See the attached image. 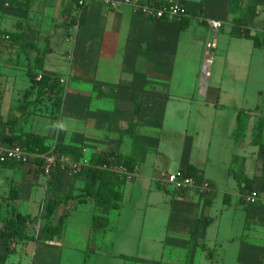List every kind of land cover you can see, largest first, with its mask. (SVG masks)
<instances>
[{
	"label": "crops",
	"instance_id": "crops-1",
	"mask_svg": "<svg viewBox=\"0 0 264 264\" xmlns=\"http://www.w3.org/2000/svg\"><path fill=\"white\" fill-rule=\"evenodd\" d=\"M178 1L186 9L181 19H153L131 5L113 8L94 0L85 6L81 20L78 0H12L10 5L0 0V29L13 31L11 38L0 41V135L4 143L18 142L25 148L36 133L46 141L52 137L47 143L53 147L58 142L78 144L89 156L114 152L127 157L135 177L121 186L116 206L120 212L128 191L137 209L152 205V185L143 182L152 177L157 185L158 171L150 176L142 170L161 156L168 163L162 169L170 170L174 160L168 149L179 146L175 170L195 171L214 190L209 198L195 197V218L187 230L178 226L184 220L180 207L171 211L172 229L190 239L168 242L166 236L164 248L178 250L181 241L187 242L185 249L194 255L186 264H226L221 244L212 247L206 240L209 228L225 217L232 227L239 219L243 231L252 222H264V206L244 198L250 189L264 193V0ZM209 18L223 22L215 47L221 68L214 74L211 66L210 76L204 77L206 44L214 37ZM29 71L37 79L49 78L45 92L36 87L27 96L32 87ZM58 89L63 90L59 109L53 103ZM194 102L195 138L184 127L191 115L175 111ZM169 119L180 125L169 130L181 140L163 144L161 131L167 132ZM235 173L245 178L239 181ZM85 181L84 171L73 174L68 169H56L48 178L33 160L0 164V204L9 209L0 214V226L13 205L35 218L28 224L34 238L11 242L10 251L8 242L0 241V264H166L164 251L158 257L150 247L140 251L151 240L147 232L137 236V250L119 248L125 231L114 223L107 227L115 207L107 213V223L94 227L101 211L83 194ZM14 189L17 196L11 199ZM71 189L73 198L59 205L54 216L55 222L65 217L62 231L47 235L46 199ZM88 206L91 212L84 211ZM142 219L145 226V216ZM240 244L235 264H264V248L246 246L242 239ZM245 252L250 261L243 259Z\"/></svg>",
	"mask_w": 264,
	"mask_h": 264
},
{
	"label": "rangeland",
	"instance_id": "rangeland-1",
	"mask_svg": "<svg viewBox=\"0 0 264 264\" xmlns=\"http://www.w3.org/2000/svg\"><path fill=\"white\" fill-rule=\"evenodd\" d=\"M13 31L9 30H1L0 29V41H3L4 39H7L8 37L11 38V33ZM221 33V31H220ZM3 39V40H2ZM212 40V38L210 39ZM5 41V40H4ZM217 50L214 48V59L212 63V72L215 74V71L220 65V62L217 57ZM221 67H219L220 69ZM185 107H184V106ZM182 106L178 107V109L172 108L178 110V113L181 111H187V114L189 113L191 115V120L187 122L184 127H186L187 132L189 135L193 136L195 138V102L191 104L189 107L188 103H184ZM177 107V106H176ZM233 113L231 111H227V117H231ZM173 116H171L172 118ZM178 119V118H177ZM174 122V123H173ZM164 129H167L166 131H161L162 135V142L163 144L169 143L170 140H173V142H179L181 140V136H173L171 135V131L169 130L170 127L174 126H180L179 124H175V121L172 119L167 120V122L164 124ZM173 133V132H172ZM174 137V138H173ZM48 142L52 143L54 140L52 137H49ZM179 145V144H178ZM164 146V145H163ZM179 146L175 145V148H169L170 157L173 158L174 162L170 164L169 169L175 170L178 168L177 160L180 158L178 149ZM163 149H167L163 147ZM214 155V154H213ZM191 157L193 162H195V144L191 151ZM217 156H214V159L216 160ZM228 158V156L226 157ZM155 160V159H154ZM3 165H9L5 163H1ZM24 164V163H22ZM167 160H164V158L161 156V158L157 159L147 167H144L142 172L148 173L150 176H154V172L158 171V174L156 176V183L157 185L152 181V177L148 178L145 182V186L149 187V185H152L153 191L151 192V195L149 197L150 202L152 205H145V209H137L130 199L129 191L126 194V198L124 201V209L122 208L121 212L118 210V207L113 210V208L109 211L113 214V218H110L111 221L107 224V227H112L113 223L115 227H118L120 230L125 231V238H122L119 243V248L125 252H132L137 250V243L136 238L137 236L142 232H147L151 235L150 242L144 243L140 251L144 252L146 247H150V250H152V256L157 255V257L160 255L161 251H164V259L166 264H186L188 257L193 258L194 250L193 252H188L185 249V246H187V242L181 241L180 248L177 250H171L170 248H164V245L166 241V236L169 239L168 242H172V238H180V239H190L188 235H181L178 234L175 230L172 229V223L171 221V211L174 210V208H179V213H182L180 215H183L184 220L181 221L180 226L183 230H187L191 225L195 218V197L200 199L209 198L212 195L210 192L201 191L198 189H186V190H173L166 188L164 181L162 180V172H170V170L162 169L166 167ZM130 170L133 171L130 175H126L125 178L127 179H133L135 177L134 168L130 167ZM156 171H155V170ZM161 169V170H160ZM176 171V170H175ZM220 184L223 185L224 180L220 179ZM236 184V182H234ZM230 189V188H229ZM250 190H257L258 189H250ZM176 201V204L174 202ZM178 201V202H177ZM264 206L263 202H258ZM257 204V203H256ZM219 206V205H218ZM97 207V205H96ZM92 207L88 206L85 208L84 211L91 212ZM98 211H101L99 207H97ZM223 209H221L222 211ZM247 210L251 211L252 206L248 205ZM2 211V212H1ZM9 212L8 205L2 203L0 204V214ZM108 212V213H109ZM121 213V216L118 217L117 215ZM260 213H264V207L261 208ZM224 215V214H223ZM222 215V216H223ZM229 215V214H228ZM227 215V216H228ZM145 216V226L143 225V219L142 217ZM142 219V220H141ZM112 222V223H111ZM204 222V221H203ZM237 222L239 223V219H237ZM237 222L232 225L228 224L227 217L223 218V222H220L219 224H215L211 226L208 230V239H206L210 246L214 247L215 243L218 242L221 244V256L224 255L225 263L226 264H235L236 257H237V246L240 244V239H242L243 243L246 244V246H258L261 248H264V222H252V227H247L244 231L242 226H237ZM170 224V225H169ZM240 225V223H239ZM249 224L247 223V226ZM177 226V227H178ZM241 231L243 232L241 235ZM146 233V234H147ZM238 236L239 239L237 238ZM201 237L204 238V233H201ZM161 238H163L161 240ZM231 238H236V241H231ZM171 240V241H170ZM195 245V244H194ZM184 246V247H183ZM4 245L2 246V248ZM2 248L0 249V252H2ZM192 248L195 249V246L192 245ZM236 250V251H235ZM239 250V249H238ZM216 253V252H215ZM217 254V253H216ZM215 254V255H216ZM245 254H247L245 252ZM243 256L245 260H251L249 258L250 256ZM124 257H130L127 254H124ZM261 261L264 260V253L262 258H260Z\"/></svg>",
	"mask_w": 264,
	"mask_h": 264
},
{
	"label": "trees",
	"instance_id": "trees-1",
	"mask_svg": "<svg viewBox=\"0 0 264 264\" xmlns=\"http://www.w3.org/2000/svg\"><path fill=\"white\" fill-rule=\"evenodd\" d=\"M84 8H81L80 19H83ZM29 76L32 82V87L28 89L27 96L31 95L33 89L39 87V91L45 92V87L49 82V78L45 75L41 79H37V75H34L29 71ZM53 103L56 105V108L59 109L63 101V90L58 89L53 98ZM28 106V103L24 105ZM23 109V112L25 110ZM52 145L47 143L46 137H43L39 134L32 133L29 141L27 143V150L31 153H46L52 149ZM55 151L59 154H65L71 156L75 160H79L83 156V147L78 144H64L56 143ZM110 156H115L117 161L121 164L132 167L133 162L128 160L127 157L119 155L114 152L110 153H100L90 155L92 161V166L86 167L84 173L86 175L85 185L83 187L84 195L87 198H90L96 202L97 207L100 208L101 212L97 215L94 221V227L100 228L108 221L107 213L114 207L117 206V201L121 198V186L124 184L126 178L124 175H121L117 172L104 169L100 165L103 162L109 160ZM31 160L36 161L39 165V169L43 172L42 165L43 160L39 157H32ZM5 164H22L15 161H7ZM188 174L194 175L199 182H201L202 176L198 175L193 170H187ZM235 176L240 181L245 177L240 173H235ZM264 177V172H263ZM11 199L16 198L17 190L11 191ZM73 198L72 189L69 190L64 196L58 198L48 197L45 202V211L44 219L46 223L44 224V231L46 234H57L60 233L63 229V224L65 217L61 216L56 222L54 216L57 212L59 205L67 203ZM10 215L4 220L3 224L0 226V241L5 240L8 242V250L10 251V243L16 240L34 238V236L29 235L28 233V224L29 222L35 221V218L30 215H25L17 211L16 207L13 205L10 209ZM199 231V224L194 223L192 240L194 243H197V233Z\"/></svg>",
	"mask_w": 264,
	"mask_h": 264
},
{
	"label": "built area",
	"instance_id": "built-area-1",
	"mask_svg": "<svg viewBox=\"0 0 264 264\" xmlns=\"http://www.w3.org/2000/svg\"><path fill=\"white\" fill-rule=\"evenodd\" d=\"M11 1L12 0H6V4L10 5ZM91 1L94 0H78V5L81 9L82 7L87 6ZM100 1H103L113 8L123 5H131L135 12L153 19H181L186 14L184 5L178 0H169L167 2H141L140 0ZM202 19L205 20L204 18ZM208 22L214 32V37L206 44L203 69L204 77H209L211 74L216 38L223 25V22L219 19L209 18ZM39 78H42V75H39ZM54 147L46 153H31L18 142L4 143L0 135V162L15 161L19 163H28L32 157H39L43 160L42 169L48 178L52 177L56 169H68L73 174H80L86 167L92 166V161L85 147H83V156L79 160L72 159L65 154L57 153ZM100 166L121 175L131 174L128 167L119 163L115 156H110L109 160L101 163ZM162 180L164 181L166 188L173 190L198 189L205 192H211L214 190L210 181L203 179L199 182L194 175L188 174L185 169L162 172ZM244 198L249 204H256L260 201L264 203V193L257 190H248L244 194Z\"/></svg>",
	"mask_w": 264,
	"mask_h": 264
}]
</instances>
